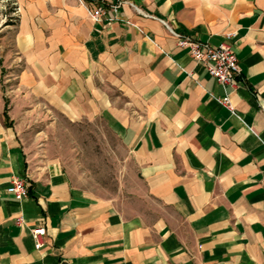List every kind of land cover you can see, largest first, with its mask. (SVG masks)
<instances>
[{"label": "crops", "instance_id": "0c3cea01", "mask_svg": "<svg viewBox=\"0 0 264 264\" xmlns=\"http://www.w3.org/2000/svg\"><path fill=\"white\" fill-rule=\"evenodd\" d=\"M113 1L98 20L97 0L23 8L20 71L0 87V264H264V0ZM167 24L230 42L238 84L217 81ZM39 104L105 117L142 189L95 196L31 153L18 118ZM14 175L28 180L21 200L6 190Z\"/></svg>", "mask_w": 264, "mask_h": 264}, {"label": "rangeland", "instance_id": "374dc122", "mask_svg": "<svg viewBox=\"0 0 264 264\" xmlns=\"http://www.w3.org/2000/svg\"><path fill=\"white\" fill-rule=\"evenodd\" d=\"M32 1L0 0V87L4 93L11 92L20 71L16 36L23 8ZM6 119L13 124L8 113ZM18 125L31 153L60 160L74 183L88 193L124 199L131 198L132 190L142 189L127 149L105 117L72 120L58 109L39 104L33 115L20 116Z\"/></svg>", "mask_w": 264, "mask_h": 264}, {"label": "built area", "instance_id": "2783aa9c", "mask_svg": "<svg viewBox=\"0 0 264 264\" xmlns=\"http://www.w3.org/2000/svg\"><path fill=\"white\" fill-rule=\"evenodd\" d=\"M121 2L113 0H97V4L93 9L92 15L98 20L104 14H112L118 11ZM135 5V4H133ZM169 31L176 37L178 46L187 48L190 54L201 61L209 73L216 78L217 81L223 84L236 86L239 82L238 77L241 72V66L236 51L233 45L228 41H223L218 45L211 44L207 41H202L193 35L174 29L167 24ZM235 36V32H228L227 38ZM222 103L231 106L230 97L228 95L221 99ZM7 192L12 194L18 200H21L29 195L28 180L21 175H14L11 178L10 184L6 188ZM19 223L23 222V218L17 219ZM31 233L37 248L44 245V236L47 229L44 225H39L31 228Z\"/></svg>", "mask_w": 264, "mask_h": 264}, {"label": "trees", "instance_id": "16d2710c", "mask_svg": "<svg viewBox=\"0 0 264 264\" xmlns=\"http://www.w3.org/2000/svg\"><path fill=\"white\" fill-rule=\"evenodd\" d=\"M5 116H6V118H7V113L5 112Z\"/></svg>", "mask_w": 264, "mask_h": 264}]
</instances>
